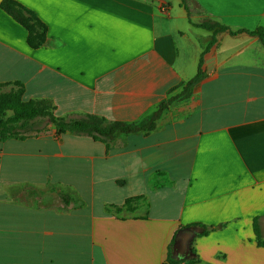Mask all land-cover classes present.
I'll use <instances>...</instances> for the list:
<instances>
[{
	"label": "crops",
	"instance_id": "1",
	"mask_svg": "<svg viewBox=\"0 0 264 264\" xmlns=\"http://www.w3.org/2000/svg\"><path fill=\"white\" fill-rule=\"evenodd\" d=\"M15 1L46 40L0 0V86L65 117L140 122L196 74L213 32L194 23L264 28V0ZM203 67L151 131L0 140V264H264V44L220 32Z\"/></svg>",
	"mask_w": 264,
	"mask_h": 264
},
{
	"label": "trees",
	"instance_id": "2",
	"mask_svg": "<svg viewBox=\"0 0 264 264\" xmlns=\"http://www.w3.org/2000/svg\"><path fill=\"white\" fill-rule=\"evenodd\" d=\"M182 4L189 10L187 1L181 0ZM2 8L10 14L16 21L22 24L29 31L28 41L32 46H39L46 40V26L38 19L37 15L15 0H2ZM34 20L42 28V32L37 30L31 20ZM196 26L208 29L213 32L209 44L204 49L200 59L196 74L182 82L177 88L173 89L168 98L162 101L157 108L140 122L110 121L103 116L96 114H85L80 117H65L55 114L54 104L49 99H30L24 100L22 97L23 89L16 92L0 95V140L7 138L24 139L37 134L44 129V124L50 123L56 127L57 133L86 134L106 142L108 145L120 134L133 132H148L153 130L158 119L163 112L174 102L188 99L195 88L207 76L206 69L203 67L205 55L211 46L217 42V34L227 31L231 35L246 32L260 38L264 44V28L258 27L254 30L239 28L233 30L230 26L212 19H205L202 22L194 23ZM260 216L253 219L254 237L259 246L264 247V236L259 223ZM207 228L200 234L207 233ZM194 255L189 261H196ZM168 261L171 264H178L171 251L168 252Z\"/></svg>",
	"mask_w": 264,
	"mask_h": 264
},
{
	"label": "rangeland",
	"instance_id": "3",
	"mask_svg": "<svg viewBox=\"0 0 264 264\" xmlns=\"http://www.w3.org/2000/svg\"><path fill=\"white\" fill-rule=\"evenodd\" d=\"M31 24L37 29L36 32H42L41 26H39L33 19L31 20ZM21 86L19 84H15L13 86H0V95L16 92L20 90Z\"/></svg>",
	"mask_w": 264,
	"mask_h": 264
},
{
	"label": "water",
	"instance_id": "4",
	"mask_svg": "<svg viewBox=\"0 0 264 264\" xmlns=\"http://www.w3.org/2000/svg\"><path fill=\"white\" fill-rule=\"evenodd\" d=\"M214 60L213 57H209L207 59V71L210 73L212 70H213V67H212V61ZM190 237H193V236H190Z\"/></svg>",
	"mask_w": 264,
	"mask_h": 264
},
{
	"label": "built area",
	"instance_id": "5",
	"mask_svg": "<svg viewBox=\"0 0 264 264\" xmlns=\"http://www.w3.org/2000/svg\"><path fill=\"white\" fill-rule=\"evenodd\" d=\"M165 8V7H164ZM184 264V263H183Z\"/></svg>",
	"mask_w": 264,
	"mask_h": 264
}]
</instances>
